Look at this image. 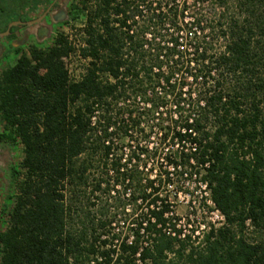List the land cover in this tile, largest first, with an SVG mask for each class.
<instances>
[{
	"label": "trees",
	"instance_id": "16d2710c",
	"mask_svg": "<svg viewBox=\"0 0 264 264\" xmlns=\"http://www.w3.org/2000/svg\"><path fill=\"white\" fill-rule=\"evenodd\" d=\"M77 19L0 74V145L22 154L0 264H264V0H79ZM185 187L220 226L175 214Z\"/></svg>",
	"mask_w": 264,
	"mask_h": 264
},
{
	"label": "flooded vegetation",
	"instance_id": "af4514ba",
	"mask_svg": "<svg viewBox=\"0 0 264 264\" xmlns=\"http://www.w3.org/2000/svg\"><path fill=\"white\" fill-rule=\"evenodd\" d=\"M70 5L71 0H19L9 10L12 15L0 21V74L21 58L24 48L45 44L55 27L65 24ZM5 204L1 198L0 219Z\"/></svg>",
	"mask_w": 264,
	"mask_h": 264
},
{
	"label": "rangeland",
	"instance_id": "374dc122",
	"mask_svg": "<svg viewBox=\"0 0 264 264\" xmlns=\"http://www.w3.org/2000/svg\"><path fill=\"white\" fill-rule=\"evenodd\" d=\"M18 1L19 0H0V21L6 20L7 18H9V16L12 15V11L9 10H13L14 5L17 4ZM20 1L22 3H25L27 0ZM78 1L79 0H71V4L78 3ZM82 24V19H77L75 22L62 24L58 27H55V29L51 32L48 41L45 44H37V48L43 49L47 47L57 33H61L71 37L74 34V32L72 33L71 28H78ZM27 50L28 48H24L22 53L27 55ZM64 62L68 73L72 77H76L80 72L79 62H77V60L75 59L65 60ZM21 157L22 154L19 145H0V202L1 198L2 200L5 199V203L7 204L6 210L11 207V200L9 197L12 196L10 185H7L9 168L11 166L16 167L20 162ZM184 190H188L192 193V195L189 197L188 195L177 194L174 199H171L174 205V212L182 221H185L187 219L190 225L199 226L200 229H202V226L210 224L213 220L211 213H209V209H207L211 208V206L207 205V203H204L200 199L201 196L205 197V199H207V197L201 194V189L191 190L185 187ZM198 190H200V192ZM4 213L2 215V218L0 219V231L5 227Z\"/></svg>",
	"mask_w": 264,
	"mask_h": 264
},
{
	"label": "built area",
	"instance_id": "2783aa9c",
	"mask_svg": "<svg viewBox=\"0 0 264 264\" xmlns=\"http://www.w3.org/2000/svg\"><path fill=\"white\" fill-rule=\"evenodd\" d=\"M203 195H205L207 197V194H203ZM204 203H207V205L211 206V208H209L211 210V211L209 210V213H211L213 220L211 221L210 224L213 225L214 227L220 226L221 223L223 222L222 216L216 210H213V206L208 200H206V202H204ZM214 222H216V223H214Z\"/></svg>",
	"mask_w": 264,
	"mask_h": 264
}]
</instances>
